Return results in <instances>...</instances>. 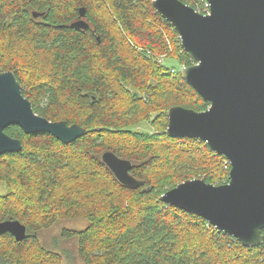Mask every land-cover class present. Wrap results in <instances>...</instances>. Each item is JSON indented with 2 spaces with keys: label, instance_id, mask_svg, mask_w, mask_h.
Instances as JSON below:
<instances>
[{
  "label": "trees",
  "instance_id": "trees-1",
  "mask_svg": "<svg viewBox=\"0 0 264 264\" xmlns=\"http://www.w3.org/2000/svg\"><path fill=\"white\" fill-rule=\"evenodd\" d=\"M81 8L85 29L71 26ZM193 63L152 0H0V71L15 74L37 114L86 129L63 143L5 127L22 148L0 155V221L19 220L26 237L0 235L1 264H63L40 232L79 217L87 226L66 238L76 237L84 264H264V245L160 199L186 179L228 182L224 156L165 132L170 107L209 106L181 77ZM140 122L152 131L131 129ZM107 150L130 160L143 185L120 183L101 160Z\"/></svg>",
  "mask_w": 264,
  "mask_h": 264
},
{
  "label": "water",
  "instance_id": "water-1",
  "mask_svg": "<svg viewBox=\"0 0 264 264\" xmlns=\"http://www.w3.org/2000/svg\"><path fill=\"white\" fill-rule=\"evenodd\" d=\"M206 1L208 14L180 0H152L195 61L182 67V79L209 102L202 111L170 107L165 132L170 137L204 141L224 156L230 164L228 182L217 185L204 178L186 179L160 199L255 247L264 245V0ZM71 26H89L83 8ZM11 124L27 134L50 133L63 143L86 133L79 124L37 114L15 74L7 70L0 71V155L22 148L21 140L4 131ZM101 160L120 183L134 189L143 185L130 174V160L110 150L101 154ZM4 233L22 241L26 226L17 219L3 220L0 235Z\"/></svg>",
  "mask_w": 264,
  "mask_h": 264
},
{
  "label": "rangeland",
  "instance_id": "rangeland-1",
  "mask_svg": "<svg viewBox=\"0 0 264 264\" xmlns=\"http://www.w3.org/2000/svg\"><path fill=\"white\" fill-rule=\"evenodd\" d=\"M131 129L152 131L153 128L148 123L140 122L132 126ZM5 191V185L0 182V194H4ZM87 224L88 220L83 217L60 220L52 227L42 230L39 239L47 249L54 250L62 255L63 264H84L78 255L76 237H66H69L68 230L80 231L83 230Z\"/></svg>",
  "mask_w": 264,
  "mask_h": 264
},
{
  "label": "built area",
  "instance_id": "built-area-1",
  "mask_svg": "<svg viewBox=\"0 0 264 264\" xmlns=\"http://www.w3.org/2000/svg\"><path fill=\"white\" fill-rule=\"evenodd\" d=\"M192 2H193V5H194L193 8L197 12L202 13V14H208L209 13V11H210V9H209V3L206 0H193ZM159 59H160V61H162L163 56H160Z\"/></svg>",
  "mask_w": 264,
  "mask_h": 264
}]
</instances>
